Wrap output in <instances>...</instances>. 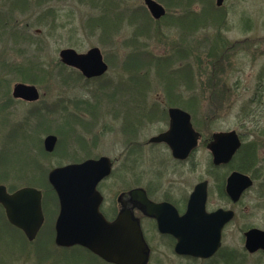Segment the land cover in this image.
<instances>
[{"label":"rangeland","instance_id":"374dc122","mask_svg":"<svg viewBox=\"0 0 264 264\" xmlns=\"http://www.w3.org/2000/svg\"><path fill=\"white\" fill-rule=\"evenodd\" d=\"M154 1L169 11V15H173L176 21L185 13L178 6L168 10L164 5L166 0ZM211 1L217 16H222V24L202 29L191 38L188 35L184 37L175 25L160 26L157 30V26L152 25V38H138L134 36L138 22L133 25V22H128L105 44L101 42L98 31L92 34L86 27L87 21L98 15V9L82 5L78 0L47 3L46 8L55 10L57 15L55 28H49L48 24H36L35 17L39 9L24 15L17 14L19 25H26L31 34L36 33L35 39L38 38L41 49L38 50L36 45L13 47L6 40L0 42V173L48 172L70 163L62 160L60 153H76L78 162L100 155L117 157L124 146V134L128 133L129 141L131 132L137 130L134 127L122 130L120 121L114 120L109 110L114 107L120 109L123 107L120 104L127 100L128 110L136 106L151 107V103L159 101L155 94H159L160 98L163 93L153 76L150 78L149 90L144 91L152 94L148 95L147 100L137 97L140 92L128 90L129 74L123 69L126 55L135 45H146L147 50L154 55H166L173 48H183L187 51L188 59L177 66L185 63L192 65L194 87L190 91L196 94L195 127L202 139H207L214 132L235 130L241 134L242 143L246 147H251L248 143H256L260 176L254 180L253 188L245 194L242 204L233 207L236 216L224 232L222 248L243 256V264H264V254L249 255L244 251L242 236V232L250 227L264 229V196L260 195V185L264 183V0H226L219 8L215 6V0ZM194 4L184 11L200 12L202 3L195 0ZM122 7L128 8V19L132 11L147 9L144 0H128ZM2 8L0 0V10ZM210 46H215L211 57L208 56ZM92 47H97L102 53L108 65L107 74L100 80L86 82L81 78L64 83L63 77H66L67 72L61 69L63 65L59 61V51L71 48L78 53H85ZM21 50H25V54L20 53ZM199 59L203 60L200 69ZM28 61L39 63L47 70L41 84H31L39 93V100L32 104L11 97L15 84H29L21 81L11 69L18 67L17 64L27 65ZM119 82L126 85H119ZM92 109L98 112L93 114ZM160 129H166L165 123L161 121L141 128L135 141L141 143ZM47 135L56 136L58 143L52 154L43 157L42 142ZM80 139L89 147L87 153L79 152ZM152 154L164 159V166L169 168L166 150L159 148L152 151ZM242 155H237L233 165ZM133 157H137L139 163L146 158L140 153L136 155V152ZM132 159H128V168L132 165ZM192 161L195 165L193 172L184 167L175 177L181 175L182 182H191L189 186L208 180L210 188H214L206 172L209 153L203 142L196 148ZM121 165L115 164L119 168ZM143 165H137L136 172L145 169ZM153 165L155 167L156 162ZM147 168L152 169L151 165ZM171 175L165 177L164 184ZM176 187L183 189L178 185ZM211 195L210 207L225 204L218 199L216 192ZM151 246L154 254L149 264H215L202 260L186 262L176 259L157 240H152ZM30 251L31 247L1 220L0 212V264H32ZM21 252L26 253L24 255ZM76 256L79 258L78 264L85 263L80 253ZM94 264L100 263L95 261Z\"/></svg>","mask_w":264,"mask_h":264},{"label":"flooded vegetation","instance_id":"af4514ba","mask_svg":"<svg viewBox=\"0 0 264 264\" xmlns=\"http://www.w3.org/2000/svg\"><path fill=\"white\" fill-rule=\"evenodd\" d=\"M186 14L187 13H183V16H185ZM193 25V15L189 13V23L185 24L183 27H180V24H178V26H175V28L179 30L184 37L188 35V38H191L196 34L195 27H193ZM186 58L179 60L177 64L186 61L188 59ZM178 67L180 68L181 66ZM191 69L192 65L190 64V71ZM187 83H189V88H191L192 90L194 87V77L192 75L190 76V80ZM179 88L181 89L183 87L178 86L177 90L171 93L163 92L160 94V98L159 94H155L157 96L156 99L159 101H154L153 103H151V107H134L128 110L127 100V102L120 104L121 106L123 105V107H120V109H117V107L110 109V115L114 117V120L120 121L122 130H127L128 127H134L137 132H131V138L129 139V141L128 133H125L126 135L124 134V146L117 157L114 156L111 158L108 156L100 155L98 157L85 158L77 163H81L89 159L98 160L101 157L109 159L111 164L110 173L108 176L100 180L96 185V191L100 196L98 212L104 218V220L109 223L116 221L119 217L128 218L129 213L131 220L135 221L140 227L143 240L148 247L149 255L146 264L150 263L151 257L154 254V248L151 246L152 240H157L160 244L166 247L170 255H173L174 258L179 260H184L186 262H196L197 260H202L205 261V263L212 262L215 264H226L225 260L228 258V251L227 249L222 248V242L225 230L227 229L229 224L233 222L236 216L233 207L242 204L241 201L244 198L245 194L253 188L254 180H257L260 176V167L258 161L256 160V143H248V145H250L251 147H246L242 143L241 134L237 133L235 130L214 132L207 139L203 140L201 134L196 130L195 127V113L197 110L196 94L195 92H191L190 90L186 91L184 88L182 91H180ZM150 94L151 93L148 92H140L137 94V97L147 100L149 98L148 95ZM169 97L177 100V106H167V100ZM15 100L23 103H28L21 99ZM170 108H177L187 113L189 115L190 128L193 130V132L198 134L196 146L183 159L174 157L170 146L166 142L152 141V139L169 132L170 117L168 111ZM92 110L93 114L94 112H98L95 111L97 109ZM116 116L118 117V119H116ZM157 121L165 123L166 129L158 130L156 134L150 136L148 139L141 143L135 141V137L137 138L139 136V131L141 128H144L146 126L148 127L149 125H152ZM230 131H234L236 133L240 141V147L228 163L215 165L213 162L211 151L208 150L207 147L211 142H213L214 134ZM200 142H203L205 144V148L209 153V161L206 172L207 176L213 182L215 186L214 188H210V183L208 180L200 181L196 184H193L192 186L190 185V187L189 184L191 182H188L187 184L184 181L182 182L181 175L175 177L176 175L180 174L179 170L184 167H187L189 172L194 171L195 165L192 160L195 155L196 148L198 147ZM159 148L167 151V160H169L168 164L170 165L169 168L164 166V159L152 154V151H156ZM78 150L79 152L87 153L89 147L86 145L85 141H81L80 139ZM134 152H136V155H138V153L144 155L147 159L145 158L139 163L137 157H133ZM143 152H146V154H144ZM45 153L46 156H48V154H52L47 152ZM240 153H243V155L237 158V163L233 165V160ZM130 157L133 158L131 160L132 165L128 168V159ZM247 158H253L257 163L255 167L253 166L252 171L249 172L251 173V175L235 169L237 165L244 162ZM155 162L156 166L154 167L153 163ZM116 163H122L120 168L115 166ZM137 165H143V167L145 166L146 168H142V171L136 172ZM149 165H151L152 169L147 168L149 167ZM234 171L245 174L252 180L253 183L250 188L243 192L237 202H233L226 192L227 179L229 175ZM171 173L172 175L169 177V180H166L164 184V180L166 179L165 177H167ZM48 175L49 171L35 172L30 174L0 173V186H3L8 194H13L24 188H32L40 193L43 219L38 231L36 232L32 240H29L20 228L12 225L8 221L5 210L0 204L1 220L9 229L16 232L23 242L31 247L29 256L30 260H32V264H78L77 260L79 258H77L76 256V254L78 253H80L83 257L81 259L85 261L84 264H94L95 261L99 262L100 264H114L105 261L98 255L92 253L82 246L74 245L65 247L59 246L55 243V224L59 215L60 206L56 192L54 191L48 180ZM200 183H206L203 213L197 212L196 205L193 207L190 205V202L192 201L191 197L195 192V188ZM176 185L183 187V189L176 187ZM185 185H187V187H185ZM134 190H140L146 197L147 201L155 206V209L150 211L147 205L142 206L138 202L134 201L131 195L132 191ZM213 192H216L218 199L225 204H221L216 207H210V200L212 196L211 194ZM260 195L261 197L264 196V183H261L260 185ZM194 201L196 202V200ZM218 211H222L223 213L231 211L233 213V218L231 219V221L227 222L220 228V246L211 257L202 258L188 254H180L175 251L176 244L180 240L178 235H182L181 239L184 237L195 239L197 232H199V234L204 238L208 231L204 229L198 231L197 226L205 228L209 220V218L206 217ZM158 220L160 226L158 225ZM250 229L259 228L250 227L248 229H245L242 232L244 243V234ZM184 240L185 239H183V241ZM243 249L249 255H253L255 253L264 254V251L249 253L245 250L244 244ZM21 253L25 255L26 252ZM19 254L20 253H18L17 255ZM216 257L218 259L221 258L220 262L217 261L218 259L214 261Z\"/></svg>","mask_w":264,"mask_h":264},{"label":"water","instance_id":"95a60500","mask_svg":"<svg viewBox=\"0 0 264 264\" xmlns=\"http://www.w3.org/2000/svg\"><path fill=\"white\" fill-rule=\"evenodd\" d=\"M224 1L215 0V6L221 7ZM144 4L152 19L160 20L165 16V8L154 0H144ZM58 57L62 65L77 70L87 80L100 78L108 71V65L97 47H92L85 53L65 48L59 51ZM11 95L28 103L39 100L38 90L31 84H15ZM168 114L169 132L152 141L166 142L173 156L183 159L196 146L198 134L190 128L187 113L177 108H170ZM56 144L57 137L54 135H47L43 139V149L47 153H52ZM239 147L240 141L236 133L230 131L214 134L213 142L207 148L211 151L214 164L218 165L228 163ZM110 169L109 159L101 157L98 160L69 163L49 171L48 180L56 192L60 206L55 224V243L65 247L82 246L114 264H146L149 250L143 240L140 227L131 220L129 213L128 218L119 217L109 223L98 212L100 196L96 191V185L109 175ZM252 184L248 176L234 171L227 179L226 192L233 202H237ZM205 188L206 183L198 184L191 197L190 205L192 207L196 205L198 213H203ZM131 195L134 201L142 206L147 205L150 211L155 209L140 190L132 191ZM0 204L5 210L8 221L20 228L27 238L32 240L43 219L40 193L32 188H24L8 194L5 188L0 186ZM206 218L209 220L205 228L197 226L198 231L201 229L208 231L205 237L203 238L199 232L195 239L190 237L181 239L182 235H178L180 240L175 248L177 253L208 258L216 252L220 246L219 230L231 221L233 213L218 211ZM244 236V248L247 252L264 251V230L250 229Z\"/></svg>","mask_w":264,"mask_h":264},{"label":"trees","instance_id":"16d2710c","mask_svg":"<svg viewBox=\"0 0 264 264\" xmlns=\"http://www.w3.org/2000/svg\"><path fill=\"white\" fill-rule=\"evenodd\" d=\"M62 0H1L3 6L0 10V42L8 41L13 47H33L36 45L40 50L39 41L36 33L31 34L28 31V27L19 25L16 15H24L28 11L39 9L35 21L37 25L50 26L49 28H55L57 26V15L55 10H49L46 8L49 2H59ZM82 5L88 6L92 9H98V15L95 18H90L86 27L89 32L94 34L99 32L101 42L105 44V41H109L114 35H117L121 26L128 22L135 24L138 22V26L134 32V36L141 38H152V25L157 26L156 30L160 26H176V23L181 24L183 27L189 23V13L193 15V22L195 32L205 29L209 26L221 25L223 22L221 18L217 16V11L213 7L211 0H198L202 3L200 12H194L188 10L195 3V0H185L179 2L178 0H166L164 2L165 7L170 10L173 7H179L182 12L187 13L185 16L180 17L176 21L175 17L169 15V11L161 20H153L146 9L145 11H132L128 19V8H123L122 5L128 0H78ZM178 2V3H175ZM185 3V4H184ZM185 8H188L184 11ZM173 10V9H172ZM141 16H139V14ZM112 14V15H110ZM224 17V16H223ZM176 22V23H175ZM51 23V24H50ZM164 24V25H161ZM34 37V38H33ZM128 45V44H127ZM133 46V45H132ZM209 57L212 56L211 52L215 51V46L209 48ZM187 51L183 48H173L170 54L154 55L147 50L146 45H135L133 49L126 55V64L123 69L128 72V90L134 92L148 91L151 83L150 78H153L158 82L163 92L171 93L177 90V87H183L185 90H191L189 88L190 76H193L192 69L190 71V65L185 63L180 68L177 66V62L187 57ZM20 53L25 54V50H21ZM27 65H18L13 67L14 72L17 73L20 80L29 83L39 85L44 79L43 76L47 70L39 63L31 61L27 62ZM199 69L203 64V60L199 59ZM63 71H66V77H63V82L68 83L83 78L78 71L68 69L61 66ZM144 71L143 73H141ZM63 74H59L62 76ZM104 77V76H103ZM98 78L95 80L102 79ZM187 81V82H186ZM89 82V80H86ZM119 85H126L124 82H119ZM167 106H177V100L174 98H168ZM90 107V106H89ZM137 107V106H136ZM59 151L62 152L63 150ZM43 156H46L45 152H41ZM59 156L62 160H66L70 163H77L76 153H60ZM256 160L253 158H247L244 162L235 167L236 170L243 173H249L252 171L253 166H256ZM243 257L234 253L228 252V258L225 260L226 264H243Z\"/></svg>","mask_w":264,"mask_h":264}]
</instances>
